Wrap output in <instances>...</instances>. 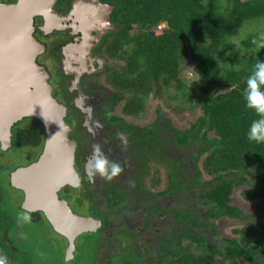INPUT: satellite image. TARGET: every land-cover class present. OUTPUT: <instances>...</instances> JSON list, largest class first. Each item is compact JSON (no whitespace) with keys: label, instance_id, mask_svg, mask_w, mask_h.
<instances>
[{"label":"trees","instance_id":"trees-1","mask_svg":"<svg viewBox=\"0 0 264 264\" xmlns=\"http://www.w3.org/2000/svg\"><path fill=\"white\" fill-rule=\"evenodd\" d=\"M101 1L113 6L116 28L101 46L108 59L105 81L114 100L122 103L121 113L138 119L146 113L150 99L169 100L168 107L178 114L199 113L188 129L170 126L181 146L198 148L196 176L186 180L182 175L178 183L180 170L175 167L178 173L170 176L172 184L160 192L170 195L181 210L173 209L178 241L160 244L153 260L149 252V264H264V143L247 140L248 128L259 116L246 107L243 96L248 75L258 60H264V48H260L264 0ZM187 71L196 76L193 84L187 81ZM30 119L38 125L20 127L19 121L13 127L20 148L43 145V126ZM154 127L164 130L159 120ZM142 129L148 130L147 126ZM13 169L0 160V257L6 258V264H71L34 237L31 226L48 223L43 215H28L9 202L8 180L2 176L8 178L6 171ZM236 187L244 200L256 203L254 209L245 211L230 203ZM98 215L103 217L102 212ZM220 217L243 222L232 231L236 237H215L213 221ZM204 228L211 229L212 239ZM82 236L84 244L79 243L73 263L101 262L102 231ZM138 261L129 251L110 254L107 264Z\"/></svg>","mask_w":264,"mask_h":264},{"label":"flooded vegetation","instance_id":"flooded-vegetation-1","mask_svg":"<svg viewBox=\"0 0 264 264\" xmlns=\"http://www.w3.org/2000/svg\"><path fill=\"white\" fill-rule=\"evenodd\" d=\"M77 1L53 0L52 10L56 17L51 18L49 23L42 15L34 17V36L45 45V50L38 55L37 61L44 65L50 74L54 96L67 105L66 120L73 128L70 135L77 141L75 167L80 178L79 184L67 185L61 188L58 194L60 198L66 199L68 204L72 203L82 209L88 207L84 214L71 208L74 212L100 220L101 226L97 230L102 231V236L98 245L102 246L103 254H99L102 260L100 262L97 258V264H107L110 254L116 256L129 251L139 257V264H149V252L153 260L160 253V244H173L178 241V220L175 219L173 209L176 208L178 212L181 210L170 195L160 192L172 184L170 176L175 177L178 173L175 167L180 170L176 177L178 183L182 175L186 180L193 177L191 172L196 175L194 158L199 151L193 157L190 155L187 160L188 154H194L195 146H181L175 136L170 139L162 138L159 128L157 131L153 130L157 121L142 123L137 120V123L132 121L137 119L135 117L115 113L120 101L114 100L113 90L106 81V90L91 81V76L96 74L97 70L103 71L106 76L108 59L101 42L106 35L115 31L116 25L111 17L113 6L101 0H84L98 10L93 12L87 10L88 7L75 10ZM0 2L16 6L19 0ZM107 7H110V10ZM111 116L115 120L110 118ZM79 120L81 121L77 128ZM163 123L161 128H170L166 122ZM144 126H147L148 130L144 131ZM169 130L174 134V131ZM13 135L11 147L2 149L0 143L2 151H22L16 146L17 139ZM80 137L82 139H79ZM97 146L109 161L120 164L121 171L111 179L107 175L90 174L94 170H90L89 163ZM38 148L40 151L34 158L22 151L26 163L10 166L14 169L6 171L9 179L7 178L5 185L14 188V191H7L9 202L15 206L11 198L17 201L16 206L28 215L33 212L23 208L25 193L11 184V173L36 161L42 152V147ZM3 155L4 152L0 153V157ZM156 176L161 177L160 181ZM11 192L17 193V199ZM101 212L103 217L98 215ZM38 213L48 222L42 212ZM203 230L208 232L211 238V229ZM169 233H172V237L167 236ZM60 236L66 241L61 252L66 261L68 241ZM80 236L75 240L76 248ZM171 238L175 240H170Z\"/></svg>","mask_w":264,"mask_h":264},{"label":"water","instance_id":"water-1","mask_svg":"<svg viewBox=\"0 0 264 264\" xmlns=\"http://www.w3.org/2000/svg\"><path fill=\"white\" fill-rule=\"evenodd\" d=\"M52 5L53 0H19L16 6L0 2V143L2 149L11 147L13 127L26 117L42 124L40 156L13 171L11 184L24 191L25 210L42 212L54 230L67 239L69 261L74 257L76 238L95 232L101 222L74 212L58 194L67 185L77 186L80 178L75 167L77 141L71 137L73 128L66 120L68 107L54 96L50 74L37 61L45 45L34 36V17L42 15L47 22L56 17ZM89 6L78 0L74 8Z\"/></svg>","mask_w":264,"mask_h":264},{"label":"rangeland","instance_id":"rangeland-1","mask_svg":"<svg viewBox=\"0 0 264 264\" xmlns=\"http://www.w3.org/2000/svg\"><path fill=\"white\" fill-rule=\"evenodd\" d=\"M186 75H187L186 78H187V81L189 84H193L197 80L196 76L194 75V73L192 71H187ZM91 81L96 82L97 84H100L102 86V88L107 87V85L104 86L105 85V75H104L103 71L97 70L96 74L91 76ZM168 102H169V100L166 101L165 99H164V101L163 100H153V99L148 100L146 113H144V115L140 116V118L133 119L132 121L137 122V123H138V121H141L142 123H150L154 120L155 121L159 120V122L162 125V124H164L163 122H166V119H167L168 123L166 122V124L169 125V127L173 126L175 129L184 130L186 128L188 129L191 126V124L193 122H195L196 117L199 115L197 110L194 112L187 111V112H184L182 114H178L175 111H173L170 107H168V104H167ZM121 107H122V103L120 102L119 105H117V108H115L116 114L121 113L120 112ZM33 125H38V124L34 120L28 118V119L21 121L18 126L29 127V126H33ZM41 129L43 130V128H41ZM169 129L163 130V132L161 134L162 138L168 137V139H170V137L175 136L174 134H172L170 132ZM167 143H168V141H167ZM163 147H166V146H163ZM20 149L23 152H25L26 154H29L30 158L31 157L34 158L38 154V152L40 151V148L30 147V146H23ZM22 151H18V152L0 151L1 153L4 152V155L2 156L3 158L0 157V160H1V162L7 164L8 166H13V167H15L16 165L18 166V165H21L23 163H26L25 157L23 156L24 153ZM198 151H199L198 148H196L194 151V154H188L187 160H189L190 155H191V157H193L195 154H197ZM191 175L193 177L196 176L192 172H191ZM5 176H6V174L2 176V180L7 181V178H5ZM202 177H206V175H203ZM5 187H6L7 191L8 190L14 191L13 190L14 188L12 189V187L8 186L7 184L5 185ZM11 194H13V196L17 199V193L16 192H11ZM11 201L13 203H15V205H16L17 201L12 200V198H11ZM182 201L185 202L186 199H184ZM230 203L237 205L238 207L242 208L245 211H250V210L254 209L256 206V203L246 201L241 197L240 188H238V187H236L233 190ZM70 206L74 211H76L78 213H82V214L86 213L87 212L86 210L88 209V207H85L84 209L78 208V207H76V205H73L72 203L70 204ZM177 207H179V206L177 205ZM213 222H215L216 231L218 233L217 237H219V238L236 237V235L233 234L232 231H233V229L237 228L239 224L243 223V222L239 223V222L232 221V220L228 219L227 217H220V218L214 220ZM30 230L33 231L34 237L38 238L39 241L42 240V244H41L42 247L50 248V250L54 249L57 253H59V252L61 253L63 251L62 248L66 242L65 239H63L59 234L55 233L48 226V223L44 222V224L40 223V225H37V226L33 225V226H31ZM167 236L172 237V233H169ZM170 240H175V238H171ZM78 243H80L82 245L84 244V236H80L78 238ZM78 247H79V245H78ZM64 259H65V256H64ZM70 261H72L71 264H74L72 259H70ZM144 262L145 261H143V263ZM227 263L233 264L230 261H228Z\"/></svg>","mask_w":264,"mask_h":264},{"label":"clouds","instance_id":"clouds-1","mask_svg":"<svg viewBox=\"0 0 264 264\" xmlns=\"http://www.w3.org/2000/svg\"><path fill=\"white\" fill-rule=\"evenodd\" d=\"M253 42L255 43V40ZM260 48H264V41L261 42ZM243 96L246 107L254 110L259 116V119L251 122L246 133L247 140L249 142L264 143V60H258L253 67V71L248 75ZM92 161L89 163V168L94 172H90V174L107 175L111 179L112 176L121 171L120 164L109 161L104 157L98 146L95 149ZM23 219L28 220L29 217L23 216ZM0 264H6L5 257H0Z\"/></svg>","mask_w":264,"mask_h":264},{"label":"bare ground","instance_id":"bare-ground-1","mask_svg":"<svg viewBox=\"0 0 264 264\" xmlns=\"http://www.w3.org/2000/svg\"><path fill=\"white\" fill-rule=\"evenodd\" d=\"M87 10H91L93 12L97 11V7L93 6V4H90V6L87 8Z\"/></svg>","mask_w":264,"mask_h":264}]
</instances>
